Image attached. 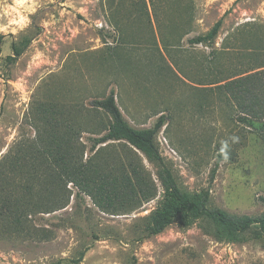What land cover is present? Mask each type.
Wrapping results in <instances>:
<instances>
[{"label":"rangeland","instance_id":"1","mask_svg":"<svg viewBox=\"0 0 264 264\" xmlns=\"http://www.w3.org/2000/svg\"><path fill=\"white\" fill-rule=\"evenodd\" d=\"M218 20L210 44L189 43ZM0 34V162L35 138L42 106L104 130L109 119L91 102L112 91L136 129L164 116L155 144L180 189L231 215L264 214V141L219 90L250 58L264 59V0H0ZM12 45L21 52L9 61ZM93 137L80 135L84 159ZM156 185L140 209L110 215L69 183L68 205L28 216L22 232L0 218V264H264L262 242L219 241L205 220L146 237Z\"/></svg>","mask_w":264,"mask_h":264},{"label":"trees","instance_id":"2","mask_svg":"<svg viewBox=\"0 0 264 264\" xmlns=\"http://www.w3.org/2000/svg\"><path fill=\"white\" fill-rule=\"evenodd\" d=\"M220 27L218 20L204 35L191 38L189 43L210 44ZM3 39L0 34V51ZM11 49L13 56L6 57L9 61L21 52L13 45ZM258 60L250 58L236 74L238 78L225 82L219 90L227 101L234 103L239 124L264 141V59ZM91 107L96 114L108 117L104 130L93 132L75 118H68L72 111L65 114L53 105L42 106L39 124L43 127L37 128L35 138L23 153L0 162V218L14 233L22 232L32 214L48 215L64 209L71 195L69 183L78 195L89 197L101 212L122 215L156 198L158 182L162 196L144 218L146 237L158 235L171 225L186 229L205 220L219 241L254 240L264 244V214L231 215L219 208H209L207 193L179 188L155 144V136L165 124L164 116H159L150 128L136 129L123 118L112 91L105 98L93 100ZM84 132L97 135L89 140L86 159V147L80 142ZM114 143L122 144L119 152L112 149ZM143 160L155 167V179ZM42 232L47 240L52 236L50 229L44 228Z\"/></svg>","mask_w":264,"mask_h":264}]
</instances>
